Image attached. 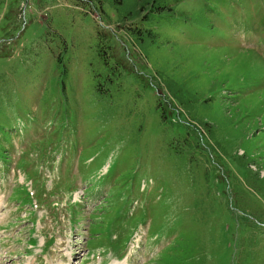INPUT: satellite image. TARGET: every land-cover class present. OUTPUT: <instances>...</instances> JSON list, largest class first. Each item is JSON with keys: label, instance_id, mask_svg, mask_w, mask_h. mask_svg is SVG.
I'll return each instance as SVG.
<instances>
[{"label": "rangeland", "instance_id": "obj_1", "mask_svg": "<svg viewBox=\"0 0 264 264\" xmlns=\"http://www.w3.org/2000/svg\"><path fill=\"white\" fill-rule=\"evenodd\" d=\"M2 1L0 264H264V0Z\"/></svg>", "mask_w": 264, "mask_h": 264}, {"label": "trees", "instance_id": "obj_2", "mask_svg": "<svg viewBox=\"0 0 264 264\" xmlns=\"http://www.w3.org/2000/svg\"><path fill=\"white\" fill-rule=\"evenodd\" d=\"M152 2L153 3H155V6L157 5V3H156V0H152ZM148 3V2H147ZM146 3V4H147ZM151 3V2H150ZM2 5H3V1L2 0H0V7L2 8ZM144 5H145V3L144 4H139L136 8H142V7H144ZM136 8H132L129 12H126V15H133L134 14V10L136 9ZM170 10V9H169ZM162 12H164V10H162V9H160V10H158V12H156L155 14H160V13H162ZM153 13V12H152ZM140 31V30H139ZM136 34H137V32H136Z\"/></svg>", "mask_w": 264, "mask_h": 264}]
</instances>
